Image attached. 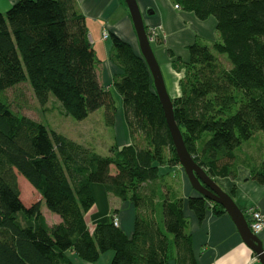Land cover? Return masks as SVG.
Returning <instances> with one entry per match:
<instances>
[{"label":"trees","instance_id":"16d2710c","mask_svg":"<svg viewBox=\"0 0 264 264\" xmlns=\"http://www.w3.org/2000/svg\"><path fill=\"white\" fill-rule=\"evenodd\" d=\"M171 1L200 21L217 22L216 42L189 47L181 96L173 104L195 162L214 180H234L236 150L264 132V0ZM111 40L123 72L113 88L131 144L104 157L15 114L5 97L27 83L42 108L53 101L77 121L103 108L106 126H114L115 96L99 82L77 0H17L0 14V264H74L67 253L95 264L108 252L114 253L111 264H197L185 207L200 223L209 209L216 217L227 214L199 195L186 205L170 195L160 168L181 165L151 74L140 53L115 35ZM18 176L42 201L24 206ZM253 179L264 184V161ZM94 184L133 204L132 236L114 225L116 210L88 227ZM42 204L60 224L47 225Z\"/></svg>","mask_w":264,"mask_h":264},{"label":"crops","instance_id":"0c3cea01","mask_svg":"<svg viewBox=\"0 0 264 264\" xmlns=\"http://www.w3.org/2000/svg\"><path fill=\"white\" fill-rule=\"evenodd\" d=\"M137 1L144 16L148 33L157 32L152 47L162 69L168 92L173 99L178 98L181 96L180 81L185 76L183 64L190 60L189 47L197 40L207 44L216 42L218 40L217 22L213 17L206 21H200L193 13L176 9L171 0ZM16 3L17 0H0V14H6ZM77 4L85 17L90 44L97 58L96 71L99 82L106 89L114 91L113 80L121 76L123 72L112 58L111 35L117 36L139 53L138 41L131 20L125 11V5L122 0H77ZM105 31L109 34V38L106 40L103 38ZM113 94L119 103L114 126L110 128L103 122H99L100 126L95 123L92 129L96 136H101L100 132L103 134L101 128L108 131L109 129L113 130L111 135L113 142L102 143L99 141L101 137H97L98 144H105V148L101 146L102 150L106 151L104 157L111 155L110 149L113 147L121 149L131 144L124 118L122 99L115 91ZM93 124L94 122L85 125L83 132L79 135L81 139L92 136L91 127ZM86 143H88L87 140L84 141L85 145ZM84 144L83 146H85ZM261 158H258L259 166L257 168H250L248 164L237 160L236 179L234 180L230 178L216 179L217 183L233 198L244 213L249 209L264 213V184L253 179L254 174L264 161H262L264 158ZM160 174L163 176L165 184L171 188L170 195L176 199H183L185 205L188 198L198 195L191 187L181 167L176 166L172 169L162 167ZM171 177L176 179L175 184L178 187L176 193L168 182ZM91 190L95 198V205L86 215L88 227L93 228L98 223L106 222L112 211L116 210V217L119 219L118 227L129 237L132 236L136 218L133 204L120 201L108 194L102 185L94 184L91 186ZM43 205L41 212L47 225L51 227L60 224V217L54 214L50 215V223L47 221ZM184 215L189 222L188 229L192 236L197 264H260L254 253L244 244L236 226L227 214L216 217L209 209L201 223L187 207H185ZM258 237L264 245V231ZM67 256L74 264H88L79 260L73 253H67ZM113 256V252H108L95 264H111Z\"/></svg>","mask_w":264,"mask_h":264},{"label":"water","instance_id":"95a60500","mask_svg":"<svg viewBox=\"0 0 264 264\" xmlns=\"http://www.w3.org/2000/svg\"><path fill=\"white\" fill-rule=\"evenodd\" d=\"M138 41L139 53L144 59L153 80V87L164 111L165 119L172 137L173 147L179 163L193 190L203 199L224 208L230 217L244 244L254 253L260 264H264V245L255 235L246 220L243 211L233 198L222 189L216 180L200 167L188 152L182 133L175 120L173 98L168 92L162 69L154 53L144 16L137 0H123Z\"/></svg>","mask_w":264,"mask_h":264},{"label":"rangeland","instance_id":"374dc122","mask_svg":"<svg viewBox=\"0 0 264 264\" xmlns=\"http://www.w3.org/2000/svg\"><path fill=\"white\" fill-rule=\"evenodd\" d=\"M5 97L11 110L15 114L31 118L32 120H35L36 122L44 125L47 129L62 134L65 137L77 142L78 144L83 145L84 141L87 140L88 143L84 145L87 146V148L95 151L96 153L101 154L102 156L106 155V151L102 150V148H105V144H98L97 137H101L99 138V141H101L102 143H105V141H114L111 138V135L113 133L112 129H109L108 131L104 128H101L100 130L103 131V134L102 132L99 133L101 136H96L93 134L92 129L94 128L95 123H97L98 126H100L99 122H103L106 125V121L104 119L105 112L103 108L94 112L93 114H90L91 116H89V118H87L86 120L77 121L71 117L64 116L61 113V110H59V105L53 101L50 102L45 108L40 107L34 97L32 89L27 83L21 84L16 88L7 91L5 93ZM115 102L118 108L119 103L116 97ZM92 122H94L91 127L92 136L88 137L87 139H81L79 135L81 132H83L85 125L91 124ZM86 127L88 128L89 126ZM209 137L210 134H205L204 136L205 139H208ZM252 139L249 142H245L242 146H240L236 150L235 154L238 162L248 164L250 168H257L259 166L258 158H261V156L262 158H264V132L257 133ZM101 146L103 147L101 148ZM263 160L264 159H262V161ZM168 182L171 184V186L173 187V191H175L176 193V189H178L175 184L176 179L171 177ZM18 183L21 192V200L26 208H29L33 204L42 201L41 196L35 190H33L31 185L23 177L18 176ZM160 188L162 194L165 192L167 193V190L165 189V187H163V185L160 186ZM43 209L47 221L50 223V215L53 214L48 211L45 205H43ZM159 221L161 222V212Z\"/></svg>","mask_w":264,"mask_h":264},{"label":"built area","instance_id":"2783aa9c","mask_svg":"<svg viewBox=\"0 0 264 264\" xmlns=\"http://www.w3.org/2000/svg\"><path fill=\"white\" fill-rule=\"evenodd\" d=\"M176 9H180V7L178 5H175ZM149 34V38L151 43L155 42L156 36H157V32L156 31H152ZM103 38L106 40L109 38V34L107 31L104 32L103 34ZM244 216L246 218V220L248 221V224L252 230V232L255 235H259L260 233H262L264 231V213L255 209H249L244 213ZM114 225L116 227L119 226V219L115 216L114 217Z\"/></svg>","mask_w":264,"mask_h":264}]
</instances>
